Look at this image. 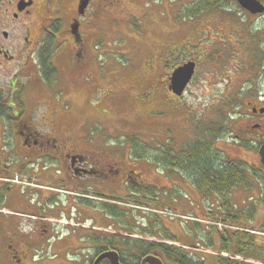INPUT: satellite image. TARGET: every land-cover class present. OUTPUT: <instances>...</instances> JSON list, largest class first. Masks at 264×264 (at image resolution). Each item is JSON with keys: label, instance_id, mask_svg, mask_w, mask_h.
<instances>
[{"label": "flooded vegetation", "instance_id": "af4514ba", "mask_svg": "<svg viewBox=\"0 0 264 264\" xmlns=\"http://www.w3.org/2000/svg\"><path fill=\"white\" fill-rule=\"evenodd\" d=\"M223 1L189 0L182 14L186 20L180 13L174 15L173 34L194 35V44L184 41L182 46L195 48L189 56L184 51L185 58L176 67L195 63L188 87L199 78L203 62L218 77L216 85L225 86L219 109L232 103L224 111L225 124L233 129L231 137L220 140L228 145L231 139L230 147L254 155L251 162L260 172L264 170V0H255L252 9L237 1V14H225L219 6ZM132 4L133 0H0V264H38L32 260L38 239H61V244L69 245L65 256L77 255L87 264L108 252H116L120 264H264V245L252 242L251 234L257 232L225 224L231 193L220 183L225 176L214 177L218 178L214 190L213 177L199 173L213 159L180 158L175 152L172 157L132 158L95 140L83 142L82 131L52 128L50 116L68 108L67 99L77 85L90 80L92 47L109 33L126 38V29L137 17ZM174 47L181 48L180 41ZM196 48L202 50L201 56ZM173 70L163 69L159 81L167 92L181 97L171 89ZM62 72L69 90L57 86ZM1 76H9L7 83ZM179 149L180 153L183 147ZM218 161L222 168L230 162H248L244 157ZM46 184L67 191L64 206L72 205L60 206ZM167 184L190 191L204 219L193 225H183L175 217L165 222L161 211H178L162 206V197L147 191ZM212 194L224 211L219 212L224 218L221 227L212 225L211 201L208 210L202 204ZM252 213L254 218L256 210ZM56 218L67 221L61 230ZM99 264L112 261L106 256Z\"/></svg>", "mask_w": 264, "mask_h": 264}, {"label": "rangeland", "instance_id": "374dc122", "mask_svg": "<svg viewBox=\"0 0 264 264\" xmlns=\"http://www.w3.org/2000/svg\"><path fill=\"white\" fill-rule=\"evenodd\" d=\"M188 1L133 0L132 9L137 7V17L131 22V29H126L127 35H124L126 38H118L115 34L109 33L104 37V41H98L92 47L90 80H82L77 85L75 93L67 99L69 107L63 108L58 115L50 116L49 122L55 129L69 127L70 130H76V133L82 131L85 136L83 142L95 140L107 144L110 148L127 152L128 156L132 158L157 157L156 155H159L160 151H156L160 148L155 149V147H161L163 151L165 149L171 153L175 152L177 157H185L184 154H190L188 149L193 146L192 144H195L199 138L204 139V135L201 133L206 132L208 128L212 131H221V136L214 142L223 159L244 157L248 160L244 165L250 169L247 171L250 185H237L231 189V193L227 197L228 204L233 206L231 209L233 216L225 224L247 228L253 233L257 232V234H251L252 242L264 245V204L262 202L264 170L261 169L262 171L259 172L258 166L251 162L254 155L246 156L243 152L230 147L231 139H229L228 145L220 140L223 136L231 137L230 132L233 131L225 124L227 115L224 113V110L229 109L232 103L223 108V111L219 109V102L224 96L225 86L216 85L218 77H214L205 62L202 63L204 67L200 70L199 78L189 85L181 97L167 92L159 81L163 69L171 72L181 63L179 59L185 58L184 51L189 52L187 55L189 56L190 51L195 49L191 46H182L184 41L194 44V35H183V32L173 34L172 32L174 15L180 13L181 20H186L182 14ZM219 6L225 14L239 13L237 0H225ZM171 35H173L172 38ZM179 41L181 48L174 47L175 43ZM196 50L201 56L202 50L198 48ZM67 51L70 52L69 49ZM241 54L242 50L239 56ZM178 56L179 58L176 59ZM36 63H40L38 58H36ZM12 70L10 69V71ZM31 71V68L28 69L27 74L30 75ZM1 79L7 83L9 76L5 78L1 76ZM57 86L69 90L70 84L65 73L62 72ZM237 86L236 82L235 87ZM4 87L7 88V85ZM61 104L63 105L64 102ZM199 125L201 128L198 127ZM212 135L217 134L213 133ZM211 140L213 139L211 138ZM180 147L186 151L177 152L181 150ZM150 164L151 162H148L145 165ZM166 169L165 166L162 167V170ZM148 177L151 178L150 175ZM46 185L41 186L46 187ZM47 186L55 194L54 200H59L60 206H64L66 200L64 195H67V191L59 190L50 184ZM166 187L167 189H165ZM147 192L161 196L164 201L161 203L162 206L168 207L174 212L178 211V214L172 212L166 214L173 215L183 221V225L185 223L193 225L197 218L204 219L202 215H199L190 191L180 185L171 189L167 184L165 187L153 188ZM164 197H167L172 203H167ZM209 200L215 215L212 218V225L219 227L221 226L219 223L224 221L220 214L222 209L219 208L218 199L213 194L207 201L202 199V204L206 208L210 206ZM56 201H51V204ZM198 201L196 200L197 203ZM71 205V203L66 204L64 207ZM131 209H135V207H131ZM254 209L256 210L254 218V213L251 217H246L243 214L242 217L240 216V213H252ZM222 212L224 211L222 210ZM194 213H198L196 214L197 218ZM169 215L161 214L160 216L169 223V218H171ZM56 220L61 224L67 222L59 218ZM260 228L262 231L259 230ZM228 230L231 232L237 228H228ZM35 251L37 250L33 248V252ZM37 252L41 255L39 251ZM261 253L264 254V251ZM68 259L79 264L84 262L77 255L69 256Z\"/></svg>", "mask_w": 264, "mask_h": 264}, {"label": "trees", "instance_id": "16d2710c", "mask_svg": "<svg viewBox=\"0 0 264 264\" xmlns=\"http://www.w3.org/2000/svg\"><path fill=\"white\" fill-rule=\"evenodd\" d=\"M224 113H226L224 111ZM213 133H216L217 135H212ZM204 139L199 138L197 142L194 145L192 149H188L190 151V154H184L185 157H196L198 159L200 158H211L214 161L212 162V165H206L205 168L202 167L199 173H206V175H211L213 177L212 179V184H213V189L217 190L216 186V180L218 178H214L215 176L218 175H224L225 178L221 179L220 183H222L223 190H228V192L231 191L233 187H235L237 184H244L246 186H249L250 183L248 181L247 177V171L250 170L247 166L242 165L240 163H228L226 167H221L219 164V159L222 157V154L220 150H218L215 146V140L218 139V137L221 136V131L218 130H213L208 128L206 132H204ZM208 137V138H207ZM210 138V139H209ZM211 138L213 140H211ZM145 150V148H143ZM138 152V150H136ZM159 155H156L157 158L159 157H172L171 151H167L164 149V151L160 148L157 149L156 152H159ZM186 151V150H183ZM139 156V155H137ZM177 157V156H175ZM201 161V160H200ZM218 166V168H216ZM196 167L199 168V165H196ZM229 196V193L227 194ZM263 195H264V181H263ZM232 206L228 204L227 207V217L232 218L233 213L231 211ZM242 214L246 217H251L253 213H248V212H243L240 213V216ZM238 239V238H237ZM247 239V238H246ZM249 240V239H247ZM244 240V241H247Z\"/></svg>", "mask_w": 264, "mask_h": 264}, {"label": "water", "instance_id": "95a60500", "mask_svg": "<svg viewBox=\"0 0 264 264\" xmlns=\"http://www.w3.org/2000/svg\"><path fill=\"white\" fill-rule=\"evenodd\" d=\"M239 2H241V4H243L245 7L252 9V7H256L257 3L255 0H238ZM261 10V9H259ZM256 12V11H255ZM195 71V63L194 62H188L186 64H184L183 66L177 68L171 79H172V87L171 89L177 94V95H182L185 88L187 87L188 83L190 82V80L192 79V76L194 74ZM261 155H262V159L264 162V146L261 148ZM111 253H104L102 254L95 262L94 264H99L100 261L104 258V257H110L112 264H120L119 261V256L116 252H112ZM150 257H147V259H149Z\"/></svg>", "mask_w": 264, "mask_h": 264}, {"label": "crops", "instance_id": "0c3cea01", "mask_svg": "<svg viewBox=\"0 0 264 264\" xmlns=\"http://www.w3.org/2000/svg\"><path fill=\"white\" fill-rule=\"evenodd\" d=\"M62 224L60 223L59 226H57L58 230H61ZM40 242L38 244L34 245V248L41 253L37 251H32V260L34 263L38 264H79L78 262L68 259L67 256L64 255V253L67 251L69 245L61 244L62 240L58 239L57 242L54 241H43L38 239ZM74 246H76V242L73 243ZM85 262V261H84ZM84 262H80L83 264Z\"/></svg>", "mask_w": 264, "mask_h": 264}]
</instances>
